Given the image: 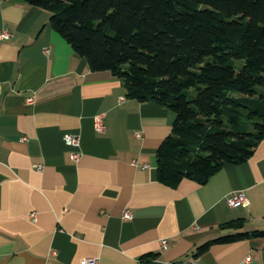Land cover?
Returning a JSON list of instances; mask_svg holds the SVG:
<instances>
[{
	"label": "crops",
	"instance_id": "0c3cea01",
	"mask_svg": "<svg viewBox=\"0 0 264 264\" xmlns=\"http://www.w3.org/2000/svg\"><path fill=\"white\" fill-rule=\"evenodd\" d=\"M1 32L0 264H264L258 237L196 255L235 233L220 231L223 223L264 231V138L204 184L166 187L154 153L170 133L168 109L127 99L120 81L91 72L43 10L0 0ZM237 192L247 205L229 207L225 198Z\"/></svg>",
	"mask_w": 264,
	"mask_h": 264
},
{
	"label": "trees",
	"instance_id": "16d2710c",
	"mask_svg": "<svg viewBox=\"0 0 264 264\" xmlns=\"http://www.w3.org/2000/svg\"><path fill=\"white\" fill-rule=\"evenodd\" d=\"M21 1L47 12L73 54L120 81L127 99L173 114L154 153L162 185L204 184L264 138V0ZM218 229L235 233L196 255L213 243L264 240V231L240 232L242 219Z\"/></svg>",
	"mask_w": 264,
	"mask_h": 264
},
{
	"label": "built area",
	"instance_id": "2783aa9c",
	"mask_svg": "<svg viewBox=\"0 0 264 264\" xmlns=\"http://www.w3.org/2000/svg\"><path fill=\"white\" fill-rule=\"evenodd\" d=\"M8 38V34L6 32H1L0 33V40L2 39H7ZM31 99H27L26 103H30ZM94 129L95 131L100 132L102 129V124L100 122V120L98 118L94 119ZM63 142L67 145L70 146L72 148H78L79 142H78V138L69 134H66L65 136H63ZM70 158L72 160H76L77 158V154H71ZM225 202L229 207H238V206H245L247 205V199L245 198V196L240 193H231L229 194L226 198H225ZM123 219H129V214L128 212H124ZM166 244V242L163 240L160 242V246L164 247ZM249 259H247L248 261ZM80 264H96V260L94 259H85L82 260ZM188 264H194V263H188Z\"/></svg>",
	"mask_w": 264,
	"mask_h": 264
}]
</instances>
